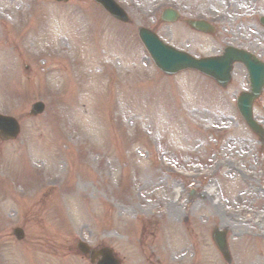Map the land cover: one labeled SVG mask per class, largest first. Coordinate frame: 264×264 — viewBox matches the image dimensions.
Here are the masks:
<instances>
[{"label": "rangeland", "instance_id": "obj_1", "mask_svg": "<svg viewBox=\"0 0 264 264\" xmlns=\"http://www.w3.org/2000/svg\"><path fill=\"white\" fill-rule=\"evenodd\" d=\"M116 1L128 24L92 0H0V114L21 127L0 142V264H89L76 251L81 240L112 249L121 264L264 255V143L235 108L245 70L235 65L225 89L192 72L164 77L137 37L147 28L194 56L240 45L264 62V0ZM167 7L180 13L177 24L160 23ZM199 18L214 34L184 25ZM36 102L45 111L31 117ZM263 105L264 90L253 107L264 128ZM183 199L187 208L168 216Z\"/></svg>", "mask_w": 264, "mask_h": 264}, {"label": "water", "instance_id": "obj_2", "mask_svg": "<svg viewBox=\"0 0 264 264\" xmlns=\"http://www.w3.org/2000/svg\"><path fill=\"white\" fill-rule=\"evenodd\" d=\"M55 1L67 2L68 0ZM94 1L116 20L127 22L126 15L116 6L113 0ZM177 18V14L171 10L165 11L162 16V20L168 23L175 22ZM261 24L264 27V19L261 20ZM188 25L197 31L211 32V27L202 22H188ZM139 37L150 53L155 66L167 76L175 75L183 70H194L213 79L220 86L225 87L230 81L232 64L234 62L242 63L249 72L252 90L251 94H242L238 98V111L248 127L263 140L264 134L252 120L251 115L252 103L260 95L264 85V66L256 59L242 52L226 50L221 58L195 60L164 46L154 35L144 29L139 30ZM43 110L44 106L38 103L32 106L30 114L36 116L41 114ZM18 134L19 126L17 122L12 118L0 116V140H14ZM15 236L17 239H21V231L16 230ZM214 239L220 250L225 249V241L219 233L214 234ZM78 250L82 254L88 255L92 262L97 260L96 264H118L107 249H101L97 252L90 251L88 247L80 243Z\"/></svg>", "mask_w": 264, "mask_h": 264}, {"label": "bare ground", "instance_id": "obj_3", "mask_svg": "<svg viewBox=\"0 0 264 264\" xmlns=\"http://www.w3.org/2000/svg\"><path fill=\"white\" fill-rule=\"evenodd\" d=\"M176 116V115H175ZM181 120H182V122L184 123L185 122V119L184 118H181ZM184 135H185V133H183L181 136L182 137H184ZM187 136H190L188 133L186 134ZM183 141H187V137L185 138V139H183ZM177 193H179V192H177ZM176 193V196H178L179 194H177ZM208 193V192H207ZM206 193V194H207ZM209 194V193H208ZM207 194V195H208ZM204 195H205V193H204ZM206 197V196H205ZM205 197H202L203 199L202 200H206L207 201V197L205 198ZM175 198H177V197H175ZM206 201H205V203H206ZM187 203H189L188 201H185L184 199H183V201H179V200H175L174 201V203H173V205H172V208H168V210H167V212H168V216H171V217H175V218H177L178 217V214H180V210L181 209H185V208H187L186 206V204ZM207 203L208 204H212V206L214 207V208H216L217 207V205H215L213 202H208L207 201ZM201 204H204L203 202H201ZM200 205V204H199ZM179 207H181V209H177V208H179ZM176 208V209H175ZM213 210H215V209H213ZM179 211V212H178ZM194 211V210H193ZM182 219V217L181 216H179V220H181ZM188 221L186 220V223H187ZM264 221H262V223H263ZM180 223V222H179ZM182 223V222H181ZM184 223V222H183ZM261 223V224H262ZM223 223H221V225H222ZM263 225V224H262ZM264 231V230H263ZM258 252H261L260 250L258 251ZM258 252H256L255 253V255H252V256H250V257H248V258H243V260H242V264H262L263 263V259H264V255L263 254H258ZM187 254H188V250H187V248H186V243L184 242V244L182 243L181 245H179V247L176 249V251H175V253H174V255L175 256H178V259H185L186 257H187ZM176 262L179 264V262H181V261H177L176 260Z\"/></svg>", "mask_w": 264, "mask_h": 264}]
</instances>
